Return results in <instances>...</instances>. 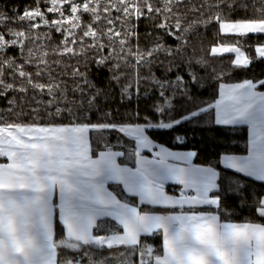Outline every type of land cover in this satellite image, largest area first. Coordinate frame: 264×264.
<instances>
[{"label": "snow or ice", "instance_id": "1", "mask_svg": "<svg viewBox=\"0 0 264 264\" xmlns=\"http://www.w3.org/2000/svg\"><path fill=\"white\" fill-rule=\"evenodd\" d=\"M45 2L48 6L41 10V0H35L37 7L25 8L19 16L0 10V96L32 90L50 97V105L65 97L66 82H58L51 67L60 61L50 63L47 50L34 57L33 49L27 47L42 35L51 39L48 32L34 31L42 26L62 33L61 46L53 55L71 58L95 49L99 58L93 57L91 65L98 71L106 70L109 76L104 85H98L87 62L83 71L74 68L75 87L71 91L75 99L69 103L83 114L82 119L67 105L61 109L57 103L54 113L67 110V125L0 120V264H264V222H231L228 203L229 197H238L241 205L250 203L264 221V76L253 73L254 64L264 63V0H259V8L250 0L202 3L190 10L203 16L207 8L208 17L187 24L173 10L183 6L184 0L175 4L161 0L163 7L154 6L156 0ZM249 8L258 15H248ZM240 10L244 11L239 18L232 16ZM49 12L59 16L49 19ZM113 12L119 15L112 16ZM14 19L27 21V30L11 27ZM117 20L121 21L119 30ZM145 20L156 21L153 28L163 30L151 47L140 45L137 29ZM211 23L218 26V42L196 59L194 53L188 54L187 34L194 25L207 28ZM253 40L256 43H251ZM169 41L178 44L173 47ZM12 48L24 57L21 63L8 55ZM209 57L220 65L228 63L229 74L239 70L245 78L220 82L223 68L217 72L212 67L219 99L205 107L198 93L206 81L196 67L208 69L214 62ZM34 60L35 71H26L25 65ZM154 67L163 69L161 75H156ZM129 75L137 88L149 84L167 101L166 106H154L163 116L158 122L147 116L144 123L117 121L113 111H108L117 85L122 98H131L127 95L133 87L127 80ZM18 78L19 85L15 82ZM140 94L147 95V88ZM210 109H214V124L224 135L244 125L249 127L247 155L225 151L217 164L194 165L195 151H170L154 143L148 134L149 129L174 131L186 123L198 125ZM89 114L97 119H90ZM112 132L134 142L133 167L117 162L125 153L109 146ZM91 134L104 142L105 150H93ZM219 139L213 137V142ZM176 140L184 142L180 136ZM144 150L154 158L142 155ZM217 165L243 174L244 182L222 186ZM168 182L183 185L194 194L169 195L165 192ZM256 182H260L259 192L253 190ZM109 185L115 187L109 190ZM122 193L138 197V203L129 202ZM139 205L163 211L152 212ZM65 231L66 237L62 234ZM156 237L162 238V250L149 243Z\"/></svg>", "mask_w": 264, "mask_h": 264}, {"label": "trees", "instance_id": "2", "mask_svg": "<svg viewBox=\"0 0 264 264\" xmlns=\"http://www.w3.org/2000/svg\"><path fill=\"white\" fill-rule=\"evenodd\" d=\"M176 0H173L175 4ZM213 0H184L183 6L177 5L173 10L181 15V19L185 24L190 23L194 20L198 19H206L209 15V11L207 8L203 10V16L201 13L191 11L193 7L199 8L202 3H212ZM250 2L255 3L257 8L260 7L259 0H250ZM36 6L34 0H0V10L6 12L9 15H12L15 12L16 16L22 15L25 8H34ZM45 6H47L45 4ZM154 6L163 7L161 0H156ZM244 10H240L237 13H233L232 16L239 18L243 14ZM248 15H258V13L254 12L253 9L249 8L247 10ZM118 13L113 12L112 16H118ZM163 16V14H162ZM158 17V19L162 18ZM84 20L88 21V16L85 14ZM156 21H143L139 28L137 29L140 33L139 40L141 47H151L153 46L154 39L157 35L162 32V29L153 28V24ZM172 21H169L171 23ZM27 21L16 22L14 19L11 22V27H14L18 30H27ZM121 21H116V26L119 30V25ZM101 24L107 27L103 21ZM125 28L128 27L127 22H124ZM64 27H68L65 25ZM217 25L215 23H211L205 28L203 25H194L193 30L187 34L189 38L190 46L188 48V54H195V58L199 59L201 55L207 54L209 49L212 46L217 44V38L215 35V30L217 29ZM36 33L43 34L48 32L51 36V39L44 37L39 41L34 43H29L27 47H31L33 49L34 57H38L44 50H47L49 55L47 56L48 61L51 63L54 60L60 61L59 64L51 63V67L55 69L53 75L57 77L58 82H66V86L68 88V92L65 93V97L54 102L53 104H49L48 101L50 97L40 94L39 92H33L29 90L27 93L21 92H9L6 96H0V120L5 122H14V121H22L26 123H37L40 125L47 124H65L69 123V113L67 110L63 111L60 115H56L54 113V109L56 104H59L61 109L67 108L72 109L73 112H76V109L73 108L72 104L69 101L75 99V96L72 93V89L75 87L73 81V70L74 68H80L82 71L84 70V64L87 62L90 67L88 69L89 73L92 74L93 80L98 85H104L107 82V78L109 73L106 70L98 71L95 66L91 65V59L93 57L99 58L95 49H88L87 54L84 56L78 57H60L53 55V50L56 49L60 45L62 39V33L51 31L49 32L47 26H42L40 29L34 30ZM223 38V34L221 33V37ZM173 47H176L178 42L173 43L169 41ZM251 43H256L255 40L251 41ZM43 45L44 47H40ZM119 48V45H117ZM243 50V49H242ZM250 50V49H249ZM105 54V53H101ZM245 54H248L247 52ZM9 56H13L16 58V63L19 64L24 59L20 55L19 50L12 48L9 49ZM27 55V49L25 50V56ZM224 56H232V55H224ZM210 59L211 58L209 57ZM35 63L25 65L26 71H35ZM43 67V65H41ZM212 67L216 68L217 72L221 71L223 68V74L221 75L220 82H241L245 78V74L242 71L236 70L232 71L230 74L228 73L229 65L228 63H224L220 65L215 61L208 68L204 69L200 66L196 67L197 72L200 76L204 77L206 84L205 88L201 89L198 93L199 101L204 102V106L207 107L208 103H215L219 97V93L215 88L217 84V80H215L211 75ZM127 72H131V69H125ZM153 71L157 76L161 75L163 72L162 68L154 67ZM175 71V69H174ZM253 73L255 75L264 76V63H256L253 65ZM253 73H249L252 75ZM171 75V74H169ZM11 80V77L9 76ZM35 79V77H34ZM124 79V77H122ZM129 83L133 85V87L128 89L127 95L131 98H122L120 93V86L117 85L115 91L114 98L110 101L108 106V111H113L114 117L117 121H130L132 123H144V117L147 116L149 120L153 123L158 122L163 118L161 113L155 111V105L166 106L167 101L164 97H161L158 94V90L151 87L149 84H140L137 88L135 86V81L131 75L127 77ZM16 84H20V79L18 78ZM65 85L61 83V87L63 88ZM147 88V95H141V91ZM78 95V93L76 94ZM170 98V94H169ZM13 100L12 104H9L8 101ZM175 103V101H173ZM139 113L138 116L135 113ZM175 114V113H174ZM76 115L81 119L83 118V114L80 112H76ZM202 119L199 124L186 123L181 126H177L174 131H153L151 129L148 130V134L153 141L159 145L167 147L171 150L175 151H195L197 156L195 157V165L199 166H208L210 164H217L218 156L227 151L229 154L235 155H246L248 153V128L246 126H241L237 130L229 132L227 135H224L220 126H216L214 124V109H210L209 113L202 114ZM89 118L92 120L97 119V117L93 114H89ZM92 135V147L94 151L105 150V145L103 141H97L95 138V134ZM180 136L183 138V143H179L176 140V137ZM213 137H219L218 142H213ZM119 142V143H118ZM108 144L112 148L113 151H122L125 153L124 156L119 160L123 162L128 167H133L134 161L136 157L132 155L134 149V142L130 141L128 137H125L122 133L112 132L108 136ZM217 171L220 172V178L218 183L222 186H228L229 184H233V182L243 183L244 180L241 179L243 175L238 173L225 170L221 165H217ZM249 181L252 179L247 178ZM260 182H256L253 185V190L259 192ZM115 187L114 185H110L109 189ZM119 189H122L119 186ZM168 192L171 194H176L175 190H171L168 188ZM123 197L127 199L129 202L137 203L135 198L127 197L124 193H122ZM238 197L232 196L229 197L228 203L231 205L230 207V220L234 223H243L246 220H254L257 222L261 221L260 218L256 215L255 212L252 211V207L250 203H245L241 205L238 202ZM146 210L152 212H162V209L152 208L147 206H142ZM110 223L115 224L114 221H110ZM64 235V232L62 233ZM149 243H151L154 248H158L162 250V238L156 237L154 240L150 239ZM119 260V257H116Z\"/></svg>", "mask_w": 264, "mask_h": 264}, {"label": "crops", "instance_id": "3", "mask_svg": "<svg viewBox=\"0 0 264 264\" xmlns=\"http://www.w3.org/2000/svg\"><path fill=\"white\" fill-rule=\"evenodd\" d=\"M223 34V33H222ZM224 55H232V56H234L235 54H230V53H225ZM218 99H219V97H218ZM217 99V100H218ZM244 126H246L247 128H248V140H249V134H250V130H249V127L247 126V125H244ZM155 143V142H154ZM157 144V143H156ZM164 147V146H163ZM165 148H167V147H165ZM169 149V148H168ZM156 150H158V149H154L153 150V152H155ZM170 151H173V152H179V153H186V152H190V151H175V150H171V149H169ZM248 154V153H247ZM246 154V155H247ZM142 155H147L148 156V158L149 159H152V158H154L153 157V154L152 153H148L147 152V150H144V152H142ZM122 157V156H121ZM121 157H118V159H117V162L119 163V160L121 159ZM0 159H3V158H0ZM177 163H180V162H177ZM192 163L195 165V157H193V159H192ZM180 166H183V164L181 163L180 164ZM222 166V165H221ZM222 168H223V166H222ZM226 170V169H225ZM229 171H232V172H234V170H229ZM240 175H243V174H240ZM250 179H252V178H250ZM110 186V185H109ZM120 187L122 188L123 186L122 185H120ZM168 188H170L171 190H175L176 191V194H171V193H169L168 192ZM110 190V189H109ZM165 192L167 193V194H169V195H173V196H175V197H177V198H179L180 197V195H181V193L183 192V193H185V194H189V195H191V194H194V192H192V190H185L184 189V187H183V185H178V184H176V183H174V182H168V183H166L165 184ZM127 197H130V198H135L136 199V201H137V203H138V200H139V198L138 197H131V196H128L127 195V193H124ZM142 206H147V207H152V208H157V207H154V206H151V205H139V207H142ZM205 207H208V206H205ZM115 222V221H114ZM116 223V222H115ZM64 236L66 237V231L64 232Z\"/></svg>", "mask_w": 264, "mask_h": 264}, {"label": "rangeland", "instance_id": "4", "mask_svg": "<svg viewBox=\"0 0 264 264\" xmlns=\"http://www.w3.org/2000/svg\"><path fill=\"white\" fill-rule=\"evenodd\" d=\"M104 3L106 4L107 3V0H104ZM45 4L47 5V3L45 2V0H41V3L39 5V7L41 8V10H43L44 8H46L48 6V5L45 6ZM35 7H37V5ZM65 7H67V5H65ZM66 15H67V13H66ZM47 16H48L49 19H52V18L58 17L59 16V13H51V12H49V13H47Z\"/></svg>", "mask_w": 264, "mask_h": 264}]
</instances>
